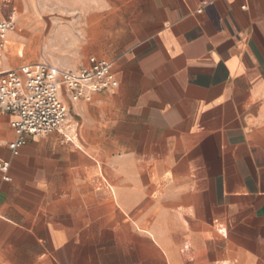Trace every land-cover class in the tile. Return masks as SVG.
Instances as JSON below:
<instances>
[{"label":"crops","instance_id":"crops-1","mask_svg":"<svg viewBox=\"0 0 264 264\" xmlns=\"http://www.w3.org/2000/svg\"><path fill=\"white\" fill-rule=\"evenodd\" d=\"M55 15L82 16L119 86L71 106L73 142L30 136L14 155L0 115V264H264V0H55Z\"/></svg>","mask_w":264,"mask_h":264},{"label":"built area","instance_id":"built-area-1","mask_svg":"<svg viewBox=\"0 0 264 264\" xmlns=\"http://www.w3.org/2000/svg\"><path fill=\"white\" fill-rule=\"evenodd\" d=\"M14 11L0 23V38L5 46L15 31ZM119 82L108 60H95L90 66L73 71L48 62L27 64L0 73V115H8L16 140L9 144L14 155L30 136L59 133L64 142H73L67 132L71 106L90 103L97 93L118 88ZM5 181L10 180V165L0 157Z\"/></svg>","mask_w":264,"mask_h":264},{"label":"rangeland","instance_id":"rangeland-1","mask_svg":"<svg viewBox=\"0 0 264 264\" xmlns=\"http://www.w3.org/2000/svg\"><path fill=\"white\" fill-rule=\"evenodd\" d=\"M2 1L5 3L0 8V20L7 16L4 10L10 5L9 0H0L1 3ZM18 2L23 6L21 8L17 3L19 30L7 45L0 46V71L5 66L16 68L25 63L44 60L52 65H77L78 69H82L97 58L87 53L91 49V37H87L83 24L77 23L82 16L55 15V0ZM103 49L105 52H112L116 50V45ZM64 69L73 70L71 67Z\"/></svg>","mask_w":264,"mask_h":264}]
</instances>
